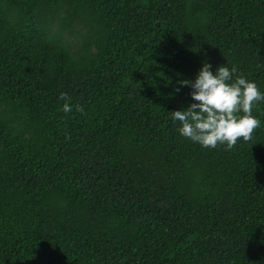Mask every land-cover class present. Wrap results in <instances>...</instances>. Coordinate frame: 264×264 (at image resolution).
<instances>
[{"label":"trees","instance_id":"trees-1","mask_svg":"<svg viewBox=\"0 0 264 264\" xmlns=\"http://www.w3.org/2000/svg\"><path fill=\"white\" fill-rule=\"evenodd\" d=\"M205 61L264 91V0H0V264H264V101L230 148L169 112Z\"/></svg>","mask_w":264,"mask_h":264},{"label":"clouds","instance_id":"clouds-1","mask_svg":"<svg viewBox=\"0 0 264 264\" xmlns=\"http://www.w3.org/2000/svg\"><path fill=\"white\" fill-rule=\"evenodd\" d=\"M184 86L190 87L192 102L169 112L180 122L178 132L203 147L230 148L239 138L250 139L261 124L253 107L264 101V91L256 81L237 74L235 66L224 63L213 70L211 62L205 61L193 79H177L176 91ZM60 97L65 100L63 110L71 111L68 93L61 92Z\"/></svg>","mask_w":264,"mask_h":264}]
</instances>
